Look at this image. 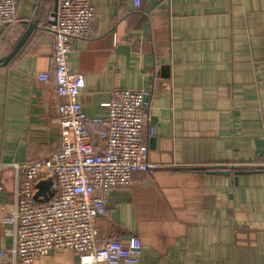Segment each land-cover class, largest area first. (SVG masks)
Listing matches in <instances>:
<instances>
[{
    "label": "crops",
    "instance_id": "crops-1",
    "mask_svg": "<svg viewBox=\"0 0 264 264\" xmlns=\"http://www.w3.org/2000/svg\"><path fill=\"white\" fill-rule=\"evenodd\" d=\"M89 38L68 60L85 79L80 101L106 117L116 91L148 90L149 160L113 190L99 234L143 243L141 264H264V0H92ZM58 0H19L0 26V58L38 21L19 53L0 64V250L13 239L16 168L61 145L49 15ZM150 125L155 136H150ZM217 169L230 172L217 174ZM238 173V174H237ZM240 173V174H239ZM0 264H19L12 253ZM33 264H79L54 249Z\"/></svg>",
    "mask_w": 264,
    "mask_h": 264
},
{
    "label": "built area",
    "instance_id": "built-area-1",
    "mask_svg": "<svg viewBox=\"0 0 264 264\" xmlns=\"http://www.w3.org/2000/svg\"><path fill=\"white\" fill-rule=\"evenodd\" d=\"M141 7L142 0H134ZM163 1V0H160ZM49 15L54 37L52 78L63 102L58 107L61 145L53 154L16 168V202L6 222L13 239L9 251L19 264H33L54 249H71L79 264H141L143 243L133 235L127 242L99 234L97 221L107 214L110 193L132 185L136 172L155 171L143 138L150 124L148 90L116 91L106 117L88 115L80 101L82 75L68 60L76 39L89 38L95 19L92 0H58ZM19 0H0V26L15 25ZM150 136L155 129L150 125ZM264 139V137H263ZM264 170V167H263ZM53 180L54 196L46 200L38 184ZM4 187L0 185V192Z\"/></svg>",
    "mask_w": 264,
    "mask_h": 264
},
{
    "label": "water",
    "instance_id": "water-1",
    "mask_svg": "<svg viewBox=\"0 0 264 264\" xmlns=\"http://www.w3.org/2000/svg\"><path fill=\"white\" fill-rule=\"evenodd\" d=\"M38 24H39L38 21L28 22L27 31L24 33V35L22 36V38L20 39L18 44L14 47L13 51L10 54L0 58V64L10 61L12 58H14L19 53V51L25 45V43L27 42V40L29 39V37L31 36L33 31L38 27ZM217 170H218L216 172L217 174H226L227 173V175H228L230 173V172L221 171L223 169H217ZM52 186H53V180L52 179L40 182L37 186L39 189V192L37 193V195L35 197L36 200H39V198L41 196H46V200H49L50 198H52L55 195L54 191L52 190Z\"/></svg>",
    "mask_w": 264,
    "mask_h": 264
}]
</instances>
